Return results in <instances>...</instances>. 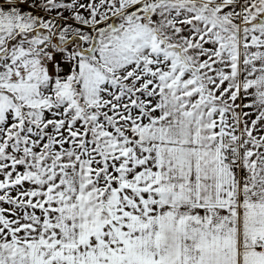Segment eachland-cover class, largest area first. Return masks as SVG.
I'll list each match as a JSON object with an SVG mask.
<instances>
[{"label":"snow or ice","instance_id":"1","mask_svg":"<svg viewBox=\"0 0 264 264\" xmlns=\"http://www.w3.org/2000/svg\"><path fill=\"white\" fill-rule=\"evenodd\" d=\"M0 264H264V0H0Z\"/></svg>","mask_w":264,"mask_h":264}]
</instances>
